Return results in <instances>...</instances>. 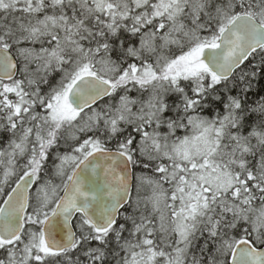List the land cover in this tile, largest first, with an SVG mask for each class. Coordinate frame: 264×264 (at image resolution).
Segmentation results:
<instances>
[{"label": "snow or ice", "instance_id": "obj_1", "mask_svg": "<svg viewBox=\"0 0 264 264\" xmlns=\"http://www.w3.org/2000/svg\"><path fill=\"white\" fill-rule=\"evenodd\" d=\"M264 0H0V264H264Z\"/></svg>", "mask_w": 264, "mask_h": 264}, {"label": "trees", "instance_id": "obj_2", "mask_svg": "<svg viewBox=\"0 0 264 264\" xmlns=\"http://www.w3.org/2000/svg\"><path fill=\"white\" fill-rule=\"evenodd\" d=\"M261 85L264 86V81L261 82Z\"/></svg>", "mask_w": 264, "mask_h": 264}]
</instances>
